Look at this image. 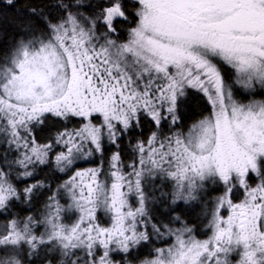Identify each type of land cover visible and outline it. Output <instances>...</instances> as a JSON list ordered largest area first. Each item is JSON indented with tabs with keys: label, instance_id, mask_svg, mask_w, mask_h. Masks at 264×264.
<instances>
[{
	"label": "snow or ice",
	"instance_id": "obj_1",
	"mask_svg": "<svg viewBox=\"0 0 264 264\" xmlns=\"http://www.w3.org/2000/svg\"><path fill=\"white\" fill-rule=\"evenodd\" d=\"M18 15L0 46V264H264V0Z\"/></svg>",
	"mask_w": 264,
	"mask_h": 264
},
{
	"label": "trees",
	"instance_id": "obj_2",
	"mask_svg": "<svg viewBox=\"0 0 264 264\" xmlns=\"http://www.w3.org/2000/svg\"><path fill=\"white\" fill-rule=\"evenodd\" d=\"M40 3H41V0H18V3L16 5V11L6 12L9 19L5 20L3 18V15H0V46H6L13 40L16 34V31H17L15 24L18 23V20H19L18 14H23L24 8L31 7V6L40 4ZM202 103H203L202 99L198 101H193L190 107L185 109V111L189 115H191L192 118L194 119L196 118V113H198L200 110L199 105ZM42 207H43V204L41 201L40 203L37 204L36 208L34 209V212L42 210ZM22 214H27V213H22ZM197 217H200V219H203L202 212L200 209H196V211L192 213L190 216H188L187 218L190 220H196ZM157 243H159V241H157Z\"/></svg>",
	"mask_w": 264,
	"mask_h": 264
},
{
	"label": "rangeland",
	"instance_id": "obj_3",
	"mask_svg": "<svg viewBox=\"0 0 264 264\" xmlns=\"http://www.w3.org/2000/svg\"><path fill=\"white\" fill-rule=\"evenodd\" d=\"M201 238H203V237H201Z\"/></svg>",
	"mask_w": 264,
	"mask_h": 264
}]
</instances>
